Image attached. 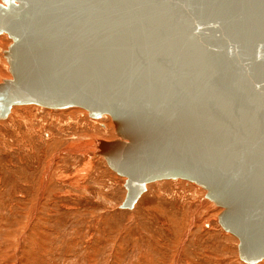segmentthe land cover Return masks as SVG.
Segmentation results:
<instances>
[{
	"label": "water",
	"instance_id": "1",
	"mask_svg": "<svg viewBox=\"0 0 264 264\" xmlns=\"http://www.w3.org/2000/svg\"><path fill=\"white\" fill-rule=\"evenodd\" d=\"M0 120L12 106L107 116L94 154L145 185L204 189L238 258L264 260V0H0Z\"/></svg>",
	"mask_w": 264,
	"mask_h": 264
},
{
	"label": "rangeland",
	"instance_id": "2",
	"mask_svg": "<svg viewBox=\"0 0 264 264\" xmlns=\"http://www.w3.org/2000/svg\"><path fill=\"white\" fill-rule=\"evenodd\" d=\"M8 41L0 33V78ZM112 138L107 116L78 107L10 108L0 120V264H248L193 183L150 182L119 208L123 178L94 154L96 139Z\"/></svg>",
	"mask_w": 264,
	"mask_h": 264
},
{
	"label": "bare ground",
	"instance_id": "3",
	"mask_svg": "<svg viewBox=\"0 0 264 264\" xmlns=\"http://www.w3.org/2000/svg\"><path fill=\"white\" fill-rule=\"evenodd\" d=\"M1 33H3V32H1ZM10 112V111H9ZM9 114V113H8ZM145 187H146V185H145Z\"/></svg>",
	"mask_w": 264,
	"mask_h": 264
}]
</instances>
